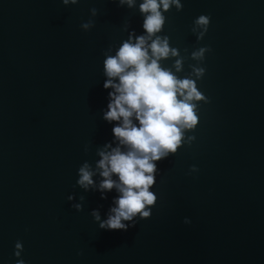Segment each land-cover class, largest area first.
Returning a JSON list of instances; mask_svg holds the SVG:
<instances>
[{"label":"water","instance_id":"1","mask_svg":"<svg viewBox=\"0 0 264 264\" xmlns=\"http://www.w3.org/2000/svg\"><path fill=\"white\" fill-rule=\"evenodd\" d=\"M140 2L0 0V264H16L17 241L26 264H264V0H181L182 11L165 13L161 34L181 55L212 49L197 81L209 102L188 133L196 139L157 162L150 218L124 231L91 215L107 219L118 195L101 199L76 183L79 167L95 168L97 149L114 141L104 52L143 34ZM200 15L211 24L197 41ZM197 63L186 59L178 75Z\"/></svg>","mask_w":264,"mask_h":264},{"label":"clouds","instance_id":"2","mask_svg":"<svg viewBox=\"0 0 264 264\" xmlns=\"http://www.w3.org/2000/svg\"><path fill=\"white\" fill-rule=\"evenodd\" d=\"M80 0H62L65 6L76 5ZM129 9L137 7V0H114ZM173 7L183 10L181 0H141L139 11L143 17V34L135 30L115 50L109 47L104 52L103 74L107 78L105 89H110L107 110L103 119L116 122L112 128L114 141L97 149L99 159L92 164L85 161L78 169L77 184L85 191H99L101 199H107V192L116 190L113 206L102 220L100 211L91 215L105 230H124L135 227L137 218L148 219L151 208L157 204L158 197L151 190L157 183L160 170L157 162L178 154L185 144L191 146L196 137L188 135L199 122V105L208 103L197 84L206 72L200 66L210 46L199 47L190 57L181 55L178 48L172 47L170 37L162 35L167 17L165 13ZM96 17L97 9L90 10ZM211 24L209 15H200L193 21L191 31L197 41L204 39ZM95 26L89 19L81 24L84 31ZM130 24L125 27L127 31ZM188 50L185 49V52ZM195 60L190 64L191 72L183 78L178 75L184 71L186 59ZM170 67L163 61L173 60ZM115 144V146H113ZM88 151V148H85ZM191 171L198 169L192 166ZM99 175V184L93 179ZM68 200H74L70 195ZM85 197L81 196L83 202ZM77 211H83V203L73 204ZM185 223H191L187 218ZM23 243L15 244L16 264H26L22 257Z\"/></svg>","mask_w":264,"mask_h":264}]
</instances>
